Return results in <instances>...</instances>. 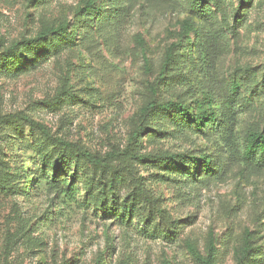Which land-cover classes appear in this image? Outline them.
Listing matches in <instances>:
<instances>
[{"label":"rangeland","instance_id":"374dc122","mask_svg":"<svg viewBox=\"0 0 264 264\" xmlns=\"http://www.w3.org/2000/svg\"><path fill=\"white\" fill-rule=\"evenodd\" d=\"M0 118V264H264V0H0Z\"/></svg>","mask_w":264,"mask_h":264},{"label":"trees","instance_id":"16d2710c","mask_svg":"<svg viewBox=\"0 0 264 264\" xmlns=\"http://www.w3.org/2000/svg\"><path fill=\"white\" fill-rule=\"evenodd\" d=\"M86 8L87 9H92V2H88L86 4ZM192 9L196 12H199V5L198 3L194 2L192 4ZM144 52V51H143ZM152 107H154V104H151ZM158 108L161 109H166L169 107H172V109H174L175 111L179 112L182 117L186 120V121H195V123L197 124V121L195 119V116L193 114H191L190 111H185L183 110V108L178 105V104H164V105H158ZM205 114H201V116H204ZM2 122V119L0 118V124ZM246 150H245V155L247 158H253L257 153L261 154V157L264 155V131L260 134H249L247 135V140H246ZM53 144L59 148H66L69 149L72 146H69L66 143L60 142V141H53ZM87 157V161L90 164H93L95 166H99L102 164V161H100L99 159L93 158L92 156L86 155ZM208 160L206 157H204L203 159H196L194 160V162H190V165L193 169H199V165H203V167H207L208 166ZM185 164V163H184ZM104 199L103 201H101L100 203V207H103V203H104ZM163 217H165V215H163ZM166 219V218H165ZM247 244V243H246ZM247 245L244 248V251H247ZM246 249V250H245ZM211 256L208 258L207 263L210 262L211 260Z\"/></svg>","mask_w":264,"mask_h":264}]
</instances>
